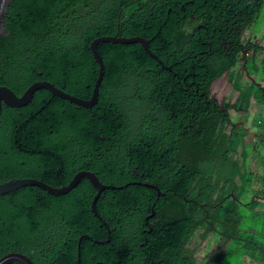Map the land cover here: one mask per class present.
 I'll list each match as a JSON object with an SVG mask.
<instances>
[{
  "label": "trees",
  "instance_id": "1",
  "mask_svg": "<svg viewBox=\"0 0 264 264\" xmlns=\"http://www.w3.org/2000/svg\"><path fill=\"white\" fill-rule=\"evenodd\" d=\"M8 7L0 87L19 97L47 81L90 100L100 72L91 44L101 36L147 39L149 50L174 69L140 44L100 43L105 77L94 108L46 89L25 107L4 105L0 182L37 178L58 187L89 171L104 184L130 186L101 194L102 218L92 211L98 190L87 177L60 196L32 185L0 196V258L17 252L35 264H241L248 255L250 264H264V234L257 232L264 210H256L264 183L254 189L246 167L247 143L264 144V133L249 136L228 114H246L252 99L264 106V49L249 44L252 33L245 45L242 39L264 17V0H13ZM241 57L243 73L257 74L256 82H242ZM223 77L239 95L220 105L206 96ZM255 116L264 129V109ZM184 126L178 142L169 127ZM239 147L241 164L233 159ZM247 188L255 199H243ZM199 231L203 240L223 234L224 244L242 248L238 259L216 253L198 262L191 245ZM242 232L261 240L240 239Z\"/></svg>",
  "mask_w": 264,
  "mask_h": 264
},
{
  "label": "water",
  "instance_id": "2",
  "mask_svg": "<svg viewBox=\"0 0 264 264\" xmlns=\"http://www.w3.org/2000/svg\"><path fill=\"white\" fill-rule=\"evenodd\" d=\"M13 0H0V35L4 34L6 32V27H5V19H6V14L9 12V4ZM122 15V11L120 12V17ZM193 21V19L191 20ZM115 43V44H140L143 49L155 60L158 61V63L164 67L165 69L168 70H173V67H165L162 61H160L156 55H154L150 50H149V41L147 39L141 38V37H123L117 35H112V36H101L96 39L91 44V50L96 58L97 62L100 65V72H99V77L97 79V82L95 84L94 90H93V95L90 100H83L79 99L77 97H74L70 94H67L59 89H57L54 84L44 81V82H37L33 84L31 87L28 88V90L21 96H17L14 91L9 89L8 87H0V118L2 115L3 107L4 105L10 108H21L29 105L30 103L33 102L34 96L36 92L40 89H46L49 92L53 94V96L59 97L61 99H64L72 104H75L78 107H84L88 109L94 108L98 102H99V96H100V87L102 85V82L105 77V64L103 61V58L100 56V53L98 52V45L100 43ZM87 177L92 184H94L98 192L95 195L93 202H92V211L97 215L100 216L96 210L95 204L101 195V193L105 189H121L128 185H120V186H115V185H107L104 184L97 176L96 174L89 172V171H79L74 174V176L70 179L68 184L59 186V187H54L49 184L44 183L42 180L37 179V178H16V179H10L5 182H0V196L7 194L9 192L15 191L18 188L25 186V185H32V186H38L48 192L49 194L52 195H63L68 193L70 190H72L79 180L82 178ZM150 186L154 189H157L159 194H163L159 189L154 186V185H146ZM155 214V210L153 209V215ZM13 262H20L21 264H34V262L28 258L27 256L20 254V253H10L3 258L0 259V264H11Z\"/></svg>",
  "mask_w": 264,
  "mask_h": 264
},
{
  "label": "rangeland",
  "instance_id": "3",
  "mask_svg": "<svg viewBox=\"0 0 264 264\" xmlns=\"http://www.w3.org/2000/svg\"><path fill=\"white\" fill-rule=\"evenodd\" d=\"M262 15H264V12ZM252 30L253 31L251 32V30L247 29L246 33L247 34L252 33V35L250 37H253L252 43L254 44V42H255V36L254 35L259 36V37L264 36V17L261 20L257 21L256 25H254L252 27ZM254 30H255V33H254ZM258 43H261L264 46V37H262L261 41H258ZM259 55H261V54H259ZM262 56L264 57V54H262ZM262 56H261V58H262ZM253 77L256 79H259V76L257 74H255ZM246 79H249V78L243 77L242 82L243 83L247 82ZM211 96L215 97L216 99L219 100L220 103H222L224 101L231 100L232 98L235 99L236 98V92L234 93V91H233V84L229 80L222 78V79L216 80L213 83V85L211 87ZM263 109H264V106L257 104L256 101H253L252 105L250 106L249 111L247 113L248 115L243 116L242 120L247 121L246 123L248 125L246 126V128L249 127L250 132L251 131L254 132V129H256V132L258 131V129H262V134L264 133L263 128L258 127V126L255 127L252 124V122L248 123L249 119L251 121L252 119L254 120L255 118H257V117H255V115H256L255 111L261 112V111H263ZM253 114H255V115L253 116ZM235 118H237V122H238V124H240V119L242 118V116L236 115ZM228 132L230 133V129H228ZM246 134H248V133H246ZM262 134H259V139L262 138V136H263ZM256 143L257 144H255L254 140L252 141V143H251V141H249L247 143L248 146L246 147V149H247V151H249L248 153H250V154H247L248 160L246 161V165H247L246 167L249 168V170L253 172L255 177L262 178V176H264V164H262L258 160L264 158V144H262V141L261 142L256 141ZM256 158H257V160H255ZM233 159H237L240 164L242 163L243 156H242L241 147H239L238 152L233 155ZM253 161L255 162L254 164H253ZM253 181H254L253 185L255 187L254 189L257 188L258 184H262L261 179H259V181H257V179H253ZM246 182H247V185L250 184V182H248L247 180H246ZM236 184L237 185L235 187L233 186L231 189L233 194H234L235 189L239 188V184H240L239 177H236ZM246 191H247V193H245L243 195L244 200L255 199V195H254L255 192H253L250 196L249 195L250 188H247ZM243 199H241V200H243ZM258 204H261L262 206L256 207V210H259V211L264 210V201L261 200L258 202ZM243 219H246V218H243ZM255 219H258V217H256ZM262 221H264V217H262ZM246 225L248 227L247 229L249 232H254L256 230V228L254 227L253 224H246ZM257 232L264 234V227L262 229H257ZM201 233H202V231L197 232L196 237H195V239L191 245L193 248L198 249V252L196 254L198 262L202 261L204 259V257H206V255L212 250L219 249L220 247L223 248L222 249L223 251L226 250L227 246L224 247L221 245L220 238H217L214 235H210L206 240H203L200 238ZM255 235H256V238H255V236L253 237L252 235H250V233L242 232L240 234V239H243V238L247 239L248 236H252L250 239L251 242L254 241L257 243V240H261V236H258V234H255ZM240 251H241L240 247L233 245L232 253L230 255V259H236V258L238 259ZM249 261L250 260L247 257H244L242 264H250ZM224 264H232V263L230 261H227Z\"/></svg>",
  "mask_w": 264,
  "mask_h": 264
},
{
  "label": "clouds",
  "instance_id": "4",
  "mask_svg": "<svg viewBox=\"0 0 264 264\" xmlns=\"http://www.w3.org/2000/svg\"><path fill=\"white\" fill-rule=\"evenodd\" d=\"M194 21V20H193ZM248 29V28H247ZM247 36H248V34L246 33V35H245V37H244V35H243V42H244V45L247 43ZM264 37V36H263ZM252 38L253 37H250L249 39H250V41L249 42H251L252 43ZM261 38H262V36L261 37H255V42H254V44L256 45V44H259L258 43V41H261ZM259 46H261V48L262 49H264V46L263 45H259ZM248 48H249V45H248ZM247 48V51H244V53H242L243 54V56H246V57H249L248 56V54H249V52H250V50ZM259 54H264V51L262 52V53H259ZM243 60H244V58L243 57H241V61H240V63L238 64V69H237V71L238 72H240V74H243L242 75V78L244 77V78H249V79H246V81L248 82V80H251V81H254V82H256L257 81V79L256 78H254L253 77V75H249V72H248V69L246 68V74H244L243 73V69H242V65H245V64H243ZM104 61V60H103ZM98 63V62H97ZM99 64V63H98ZM100 66V65H99ZM172 67V66H171ZM174 69V68H173ZM224 79H227V78H225V77H223ZM220 79H222V78H220ZM228 80V79H227ZM230 81V80H229ZM231 82V81H230ZM247 82H245L244 84H246ZM259 83H261L262 84V82L261 81H258ZM232 83V82H231ZM233 91H234V93L236 92V98L238 97V95H239V91H235L234 89H233ZM207 97V100H209V98L210 97H212V96H210L209 95V97L208 96H206ZM232 98V97H231ZM235 98V99H236ZM210 99H212V98H210ZM235 99H231V101L232 102H234L235 101ZM214 101H217V100H215V99H213ZM228 101V100H227ZM227 101H224V102H222V103H220V102H218L220 105H223L224 103H227ZM253 101H255L254 99H252L251 100V105H252V102ZM257 103V102H256ZM258 104V103H257ZM250 105V106H251ZM222 109H224V107L222 108ZM249 111V110H248ZM256 113L255 114H257L258 113V111H255ZM248 113V112H247ZM243 114V113H236L234 110H229L228 111V114H230L231 115V117H232V119H233V121L235 122V123H237V125L238 126H241V127H243V128H245L246 129V131L248 132V134L249 135H253L254 136V134H256L257 132H256V129H254V132L253 131H251L250 132V128L248 127V128H246V126L248 125L246 122L247 121H243L242 119H243V116L244 115H248V114ZM241 114V115H240ZM255 114H253V116L255 115ZM242 116V118L240 119V124H238V122H237V118H235V116ZM250 116V115H249ZM256 117V116H255ZM249 122H252V124L255 126V119L253 120H251L250 121V119H249V121H248V123ZM230 129H232V125H229L228 126ZM256 127V126H255ZM254 140V139H253ZM181 145H183V144H181ZM173 152V151H172ZM240 172H242V171H240ZM74 176V175H73ZM256 177L254 176V178L253 179H255ZM263 178H264V176H262V178H259L258 177V179H261V182H262V184L264 183L262 180H263ZM83 179V178H82ZM81 179V180H82ZM240 179V178H239ZM81 180H79V181H81ZM70 181V180H69ZM236 181V180H235ZM91 182V181H90ZM254 182V181H253ZM68 184V183H67ZM78 184V183H77ZM236 184V183H235ZM94 185V184H93ZM237 185V184H236ZM95 186V185H94ZM116 186V185H115ZM59 187V186H58ZM96 187V186H95ZM97 188V187H96ZM158 188V187H157ZM122 189V188H121ZM159 189V188H158ZM98 190V189H97ZM106 190V189H105ZM104 190V191H105ZM71 191V190H70ZM103 191V192H104ZM159 191H161L160 189H159ZM98 192V191H97ZM102 192V193H103ZM162 192V191H161ZM101 193V194H102ZM159 193V192H158ZM163 193V192H162ZM67 194V193H66ZM97 194V193H96ZM95 194V195H96ZM252 194V193H251ZM64 195V194H63ZM159 195H161V194H159ZM60 196V195H59ZM101 196V195H100ZM99 196V197H100ZM251 196V195H250ZM95 197V196H94ZM94 199V198H93ZM99 199V198H98ZM92 202H93V200H92ZM97 203V202H96ZM95 207H96V204H95ZM154 209V208H153ZM153 209H152V213H151V215L150 216H148V218H150L151 216H153ZM96 210H97V208H96ZM155 210V209H154ZM98 212V211H97ZM98 214H99V212H98ZM96 215V214H95ZM100 215V214H99ZM155 215V214H154ZM97 216V215H96ZM97 217H99V218H102V216L100 215V216H97ZM103 224L105 225V226H107V223H106V221H104V219H103ZM151 232V231H150ZM110 235H111V231H110ZM210 235H214L215 237H217V238H220V240H221V245L222 246H227V248H226V250L225 251H223L222 249L223 248H219V249H215V250H212V251H210L207 255H206V257H204V259L202 260V263L205 261L206 262V260H208V258L211 256V255H213V254H216V253H220L221 255H226L227 253H229L230 255H231V253H232V247H233V243L232 244H230V242H228V243H225L224 244V237H223V234L222 235H215V233H212V234H210ZM209 235V236H210ZM88 237V235H84V236H82L81 238H79V240H78V242L79 243H81L82 242V240H83V238L84 237ZM208 236V237H209ZM109 240H110V237H109V239L108 240H106L107 242H109ZM95 242L97 243V244H104L105 242H103V241H99V240H95ZM239 247V246H238ZM241 248V247H240ZM78 249H81V244H78ZM242 249V248H241ZM11 253H17V252H11ZM8 254H10V253H8ZM8 254H6V255H8ZM21 254V253H20ZM5 255V256H6ZM4 257V256H3ZM2 257V258H3ZM244 257H247L248 259H249V256L248 255H245ZM243 257V258H244ZM1 259V258H0ZM250 260V259H249ZM242 262H243V259H242ZM251 262V260L249 261V263ZM14 263H17V262H13V263H11V264H14ZM18 263H20V262H18ZM259 263H261V264H263L262 262H259ZM35 264V263H34ZM242 264V263H241Z\"/></svg>",
  "mask_w": 264,
  "mask_h": 264
},
{
  "label": "flooded vegetation",
  "instance_id": "5",
  "mask_svg": "<svg viewBox=\"0 0 264 264\" xmlns=\"http://www.w3.org/2000/svg\"><path fill=\"white\" fill-rule=\"evenodd\" d=\"M246 32H247V28L244 31V37L246 35ZM249 44H250V42H249ZM248 49L250 50V48H248ZM210 96H211V92H210ZM211 98L215 99V100H217L219 102V100L216 99L215 97H211ZM186 131H187V127H185V126L184 127H180V128L169 127V132L173 133V135L175 136V138H176V140L178 142H181L182 137H183L184 133H186ZM148 148L152 152V143L151 142L149 143Z\"/></svg>",
  "mask_w": 264,
  "mask_h": 264
}]
</instances>
